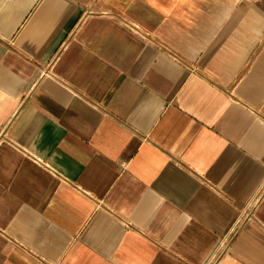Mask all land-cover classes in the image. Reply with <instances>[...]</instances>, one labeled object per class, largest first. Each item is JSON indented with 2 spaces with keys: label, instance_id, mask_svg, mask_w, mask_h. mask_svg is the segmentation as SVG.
I'll return each instance as SVG.
<instances>
[{
  "label": "crops",
  "instance_id": "1",
  "mask_svg": "<svg viewBox=\"0 0 264 264\" xmlns=\"http://www.w3.org/2000/svg\"><path fill=\"white\" fill-rule=\"evenodd\" d=\"M221 243L264 264V0H0V264Z\"/></svg>",
  "mask_w": 264,
  "mask_h": 264
},
{
  "label": "built area",
  "instance_id": "2",
  "mask_svg": "<svg viewBox=\"0 0 264 264\" xmlns=\"http://www.w3.org/2000/svg\"><path fill=\"white\" fill-rule=\"evenodd\" d=\"M249 214H250V211H249V210H245V212L242 214V217H249ZM242 217H240V218L238 219V222H237L236 225H238V224L241 223V218H242ZM236 225H235V226H236ZM222 245H223V243H221V245L219 246L217 252H216L215 255L211 258V260L209 261L208 264H214V261H215L216 255H218V253L220 252Z\"/></svg>",
  "mask_w": 264,
  "mask_h": 264
}]
</instances>
